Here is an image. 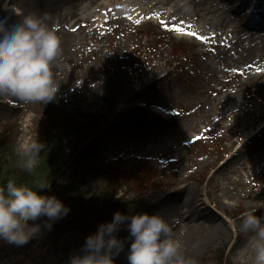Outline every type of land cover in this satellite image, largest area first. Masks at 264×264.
<instances>
[{
    "label": "rangeland",
    "instance_id": "374dc122",
    "mask_svg": "<svg viewBox=\"0 0 264 264\" xmlns=\"http://www.w3.org/2000/svg\"><path fill=\"white\" fill-rule=\"evenodd\" d=\"M79 1L0 0V19L8 14L4 12L7 8L47 12L62 38V54L55 69L60 84L57 98L46 105L14 98L0 100V136L8 138L0 148V161H14L20 142L36 136L41 142L54 115L60 121L50 137L57 147L67 140L63 124L68 116L75 118L77 109L92 111L101 117L98 133L104 146L100 165L109 175L122 179L124 213L129 214L131 205V214L162 210L183 240L186 253L198 264H241L233 246L241 216L246 211L259 212V204L264 202V163L258 164L259 171L239 179L240 173L233 171L256 155L254 150L244 155L247 150L242 149L247 131L264 127V63L243 68L236 63L240 55L232 51L234 45L231 49L218 46L205 50L195 43V36L171 30L167 16L159 22L156 16L131 20L121 12L104 14L101 3L106 0H97L88 13L81 5L78 15L65 21L63 15ZM89 14L99 21H78ZM257 42L254 50L264 55V42ZM206 43L211 44L209 40ZM229 93L249 120L239 135L228 131L226 119H217L218 105ZM139 106L146 107L149 115L137 110ZM154 110L164 117L151 115ZM233 139L238 142L233 144ZM233 155L237 156L230 160ZM69 157L61 155L55 169L66 170ZM227 161L217 173V182H210L215 170ZM145 172L150 178L143 184L139 176ZM187 177L188 185L201 190L205 205L218 217L217 223L225 221L211 233L209 244L199 245L201 230L181 223L172 205L154 206L179 190L181 184L176 183ZM107 180L104 174L86 186L76 183L74 189L92 193ZM84 235L73 228L65 235L61 233L60 241L47 248L39 246V239L23 247L3 248L5 243L0 242V264H67L69 256L83 245ZM117 235L123 239L128 231L122 228ZM241 240L240 249L244 250L243 237ZM130 244V240L125 241L115 264H128ZM246 264H251L250 260Z\"/></svg>",
    "mask_w": 264,
    "mask_h": 264
},
{
    "label": "clouds",
    "instance_id": "9594fccd",
    "mask_svg": "<svg viewBox=\"0 0 264 264\" xmlns=\"http://www.w3.org/2000/svg\"><path fill=\"white\" fill-rule=\"evenodd\" d=\"M0 19V100L16 99L44 105L57 98L60 84L55 79L57 60L62 54V38L52 16L20 8L5 9ZM16 17V18H12ZM45 145L37 139L16 146V167L35 173ZM50 184L43 181L18 183L10 178L0 183V242L23 247L39 239L68 215L70 207L55 195L42 194ZM117 211L110 222L102 223L86 237L67 264H115V258L130 240L128 264H198L188 255L185 244L174 232L162 210L149 214ZM46 218V219H45ZM124 228L128 236L118 238ZM238 231L245 241L237 252L241 264H264V216L244 213Z\"/></svg>",
    "mask_w": 264,
    "mask_h": 264
},
{
    "label": "bare ground",
    "instance_id": "6f19581e",
    "mask_svg": "<svg viewBox=\"0 0 264 264\" xmlns=\"http://www.w3.org/2000/svg\"><path fill=\"white\" fill-rule=\"evenodd\" d=\"M96 2L97 0H80L71 8L70 13L63 15L64 20L68 21L70 17L77 16L81 5L82 10L85 9L84 12H89L92 7H95ZM101 4L104 14L121 12L131 20H149L150 16H156L161 22L167 16L166 22L173 28L179 26L185 31L196 32L198 35L195 36V43L206 47L205 50L218 46H229L231 49L234 45L235 50L232 51L240 55L236 63L243 64L245 69L264 63L262 51L254 50L259 39L264 42L263 0H106ZM99 7L98 5L96 9ZM94 17L95 15L89 14L84 19L79 17L78 21L95 24L100 18L94 19ZM201 36L204 37L203 40L199 38ZM208 40L211 43L209 45L206 43ZM218 108L220 111L217 113V119L227 120L226 127L230 133L239 135L243 128L248 127L247 112L235 105V96L232 94L226 95ZM244 139L246 143L242 150H247L244 155L250 154L253 150L256 155L252 159L254 162L249 160L247 165L243 163L233 171L235 174L240 173L238 179L254 173L255 170L259 171L258 164L264 163V127L252 128L251 131H247ZM236 142L238 139H233V144ZM237 155H233L230 160ZM229 161L215 170L210 182L212 180L217 182V173L222 172ZM233 178L236 179V177ZM188 181L189 177L179 180L176 183V185L181 184L179 190L158 200V204L154 206L172 205L179 213L181 223H186L190 229L193 227L197 231L201 230L199 245L209 244L212 240L211 233L219 230V226H224L225 221L217 223L218 217L212 215L209 207L205 205L201 190L197 186L188 185ZM259 209L260 211L255 215L264 216V202L259 204ZM236 238L233 250L238 252L242 250L240 248H243L239 231Z\"/></svg>",
    "mask_w": 264,
    "mask_h": 264
},
{
    "label": "trees",
    "instance_id": "16d2710c",
    "mask_svg": "<svg viewBox=\"0 0 264 264\" xmlns=\"http://www.w3.org/2000/svg\"><path fill=\"white\" fill-rule=\"evenodd\" d=\"M77 114L75 118L68 116L64 124L63 121L61 122L65 125L67 140L53 147L51 130L55 129L58 126L57 122L60 121V117L53 113L55 117L52 116L51 123H48L46 128L47 132L41 140L45 149L40 155L39 166L35 173L28 174L17 168V158L6 163L0 161V183H6L10 178H15L18 183L46 182L50 184V188L44 189L42 194L55 195L70 207L68 215L58 220L51 231H45L39 238L38 243L42 248L56 245L60 241L61 233L65 235L73 228L79 229L88 237L96 232L100 224L110 222L115 212L124 211L121 199L117 198L124 189L122 179L118 175L108 174L107 182L92 193H86L82 189L77 193L74 189L76 183L81 182L82 186H86L91 179L107 173V169L99 164L103 140L96 130H99L100 116L82 109H78ZM91 132L93 133L90 134ZM6 136L5 134L0 136V147L7 142ZM63 154L71 158L69 167L57 171L55 167ZM149 178L146 172L139 176L143 184Z\"/></svg>",
    "mask_w": 264,
    "mask_h": 264
},
{
    "label": "snow or ice",
    "instance_id": "6c2138e0",
    "mask_svg": "<svg viewBox=\"0 0 264 264\" xmlns=\"http://www.w3.org/2000/svg\"><path fill=\"white\" fill-rule=\"evenodd\" d=\"M191 27V26H189ZM173 31H176V32H179L181 33L182 35H189V36H197L198 34L196 32H192V31H185L183 28L177 26V27H174L173 29H171ZM201 40L204 39V37H199Z\"/></svg>",
    "mask_w": 264,
    "mask_h": 264
}]
</instances>
